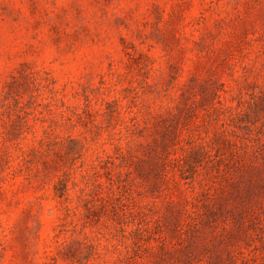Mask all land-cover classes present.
I'll list each match as a JSON object with an SVG mask.
<instances>
[{"label":"rangeland","instance_id":"374dc122","mask_svg":"<svg viewBox=\"0 0 264 264\" xmlns=\"http://www.w3.org/2000/svg\"><path fill=\"white\" fill-rule=\"evenodd\" d=\"M0 264H264V0H0Z\"/></svg>","mask_w":264,"mask_h":264}]
</instances>
